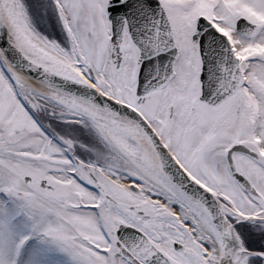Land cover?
Segmentation results:
<instances>
[{
    "label": "snow or ice",
    "instance_id": "obj_1",
    "mask_svg": "<svg viewBox=\"0 0 264 264\" xmlns=\"http://www.w3.org/2000/svg\"><path fill=\"white\" fill-rule=\"evenodd\" d=\"M0 264H264V0H0Z\"/></svg>",
    "mask_w": 264,
    "mask_h": 264
}]
</instances>
